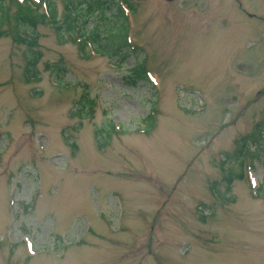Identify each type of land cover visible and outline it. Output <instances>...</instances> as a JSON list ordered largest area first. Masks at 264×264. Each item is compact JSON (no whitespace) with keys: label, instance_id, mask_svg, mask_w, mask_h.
Segmentation results:
<instances>
[{"label":"rangeland","instance_id":"rangeland-1","mask_svg":"<svg viewBox=\"0 0 264 264\" xmlns=\"http://www.w3.org/2000/svg\"><path fill=\"white\" fill-rule=\"evenodd\" d=\"M5 2L0 264H264V0L128 2L121 66L40 26V82ZM144 58L158 91L127 83Z\"/></svg>","mask_w":264,"mask_h":264},{"label":"trees","instance_id":"trees-1","mask_svg":"<svg viewBox=\"0 0 264 264\" xmlns=\"http://www.w3.org/2000/svg\"><path fill=\"white\" fill-rule=\"evenodd\" d=\"M17 7L15 16V31L18 37L28 44V50L25 52L26 68L24 76L27 81L40 82L41 74L38 70V64L42 57L38 49L39 35L37 29L40 26H51L55 31L58 43L65 45L68 43H79L84 56H88L90 48L94 54L116 59L121 66L124 62L133 56L138 50L130 43L129 40V21L125 14L123 4L125 0H63L64 12L63 18L60 19L58 11V0L39 1L34 0H14ZM44 4L45 11L41 9ZM130 5V4H129ZM114 10L115 14L107 15L109 11ZM99 19V20H98ZM101 20V21H100ZM8 22V9L5 0H0V27ZM93 26V27H92ZM92 27V28H89ZM50 68V67H48ZM53 80L61 84L65 76L66 69L63 65L53 66ZM127 83L133 87L140 83L148 84L153 91L156 87L150 80L148 68L145 60H140L128 70ZM81 109L73 115L78 114L83 117L87 116L86 108L93 110L95 103L89 98H84L79 103ZM145 132H149L154 127V110H152L147 119ZM260 125L264 126L263 123ZM259 125V126H260ZM108 140L114 132V124L111 122L105 129ZM260 133V132H259ZM99 134L97 133V138ZM256 142V137H252ZM248 138L242 140V147ZM99 149L102 150L104 144L98 140ZM258 158V154H250V159ZM259 196L264 195V189L257 191Z\"/></svg>","mask_w":264,"mask_h":264},{"label":"water","instance_id":"water-1","mask_svg":"<svg viewBox=\"0 0 264 264\" xmlns=\"http://www.w3.org/2000/svg\"><path fill=\"white\" fill-rule=\"evenodd\" d=\"M137 1H140V0H137ZM169 1H174V0H169Z\"/></svg>","mask_w":264,"mask_h":264}]
</instances>
